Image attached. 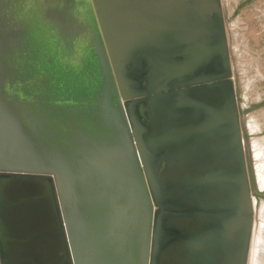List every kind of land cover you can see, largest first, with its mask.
Segmentation results:
<instances>
[{
  "label": "water",
  "instance_id": "95a60500",
  "mask_svg": "<svg viewBox=\"0 0 264 264\" xmlns=\"http://www.w3.org/2000/svg\"><path fill=\"white\" fill-rule=\"evenodd\" d=\"M241 120L222 0H0V264H248Z\"/></svg>",
  "mask_w": 264,
  "mask_h": 264
},
{
  "label": "rangeland",
  "instance_id": "374dc122",
  "mask_svg": "<svg viewBox=\"0 0 264 264\" xmlns=\"http://www.w3.org/2000/svg\"><path fill=\"white\" fill-rule=\"evenodd\" d=\"M222 5L241 123L245 131V140L250 145L252 141L264 137V0H222ZM253 155L250 164L252 162L253 165V157L256 158L255 162H261L262 166L258 168L262 170L259 172L264 177L261 157L258 154ZM257 171L255 169V174L258 173ZM263 205L264 200L254 198V229L248 264L251 255L255 256V264H264Z\"/></svg>",
  "mask_w": 264,
  "mask_h": 264
},
{
  "label": "flooded vegetation",
  "instance_id": "af4514ba",
  "mask_svg": "<svg viewBox=\"0 0 264 264\" xmlns=\"http://www.w3.org/2000/svg\"><path fill=\"white\" fill-rule=\"evenodd\" d=\"M241 113V112H240ZM242 121V120H241ZM243 129V128H242ZM244 132L245 131H243V134H244ZM247 133V132H246ZM244 138H245V134H244ZM245 143H246V158H247V164H248V169H249V174H250V179H251V183H252V186H253V188H255L259 193H261V194H264V188L263 187H260L259 186V182L257 181L258 180V178L256 179V177H255V167H256V170H260V172L262 171L261 169H258V167L259 166H262V164H257L256 162H255V158L253 157L252 159L254 160V162H253V165H252V162H251V164H250V160H251V157H252V155H253V153L256 155V154H258L260 157H261V159H262V162H263V167H264V137H260V138H258L257 140H255V141H252L251 143H252V145L250 146L249 145V142L247 141V140H245ZM253 144H255L254 146H253ZM257 144V145H256ZM249 146L252 148V149H249ZM255 146H257V147H255ZM261 148H260V147ZM255 148V149H254ZM257 149V151L255 152V150ZM261 149V150H260ZM254 150V151H253ZM258 150H260V151H258ZM260 153V154H259ZM262 155V156H261ZM256 165H255V164ZM259 172V171H258ZM257 174H260V173H257ZM256 181H257V185H256ZM254 198H259V199H261L262 201L264 200V196H260V195H254Z\"/></svg>",
  "mask_w": 264,
  "mask_h": 264
},
{
  "label": "bare ground",
  "instance_id": "6f19581e",
  "mask_svg": "<svg viewBox=\"0 0 264 264\" xmlns=\"http://www.w3.org/2000/svg\"><path fill=\"white\" fill-rule=\"evenodd\" d=\"M253 130V129H252ZM253 139V138H252ZM251 145H252V143H251ZM255 144H253V146H254ZM257 145V144H256ZM250 147V146H249ZM255 147H257V146H255ZM260 147V146H259ZM258 148V147H257ZM261 148V147H260ZM255 149V148H254ZM261 150V149H260ZM260 150H258V151H260ZM254 151V150H253ZM257 151V149L255 150V152ZM254 154V153H253ZM260 154V153H259ZM257 155V154H256ZM253 156H255V155H253ZM262 156V155H261ZM256 159V158H255ZM260 159V158H259ZM260 160H262V159H260ZM256 161V160H255ZM259 161V160H258ZM256 163H258L259 165H260V163L261 162H256ZM255 164V163H254ZM256 165V164H255ZM261 167V166H260ZM255 169H256V167H255ZM259 169V168H258ZM257 171V170H256ZM258 171H260V170H258ZM257 171V172H258ZM258 173H260V172H258ZM257 174V173H256ZM255 174V175H256ZM258 176V177H257ZM255 177H257L258 178V184H259V186L260 187H264V177H263V175L260 173V174H258V175H256ZM262 206V205H261ZM264 206V205H263ZM262 211V210H261ZM264 215V214H263ZM263 217V216H262ZM259 221V220H258ZM259 228V227H258ZM260 229V228H259ZM258 232H260V231H258ZM256 240L258 241V239L256 238ZM255 251H256V248H255ZM249 255H250V252H249ZM248 259H250V258H248ZM249 264H255V256L254 255H251V260H250V263Z\"/></svg>",
  "mask_w": 264,
  "mask_h": 264
}]
</instances>
